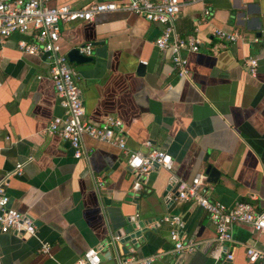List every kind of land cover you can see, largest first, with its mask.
Listing matches in <instances>:
<instances>
[{"label":"crops","instance_id":"1","mask_svg":"<svg viewBox=\"0 0 264 264\" xmlns=\"http://www.w3.org/2000/svg\"><path fill=\"white\" fill-rule=\"evenodd\" d=\"M116 1L48 4L78 9ZM178 1L175 34L199 41L196 52H182L188 72L183 79L172 69L169 52L153 45L158 24L113 12L57 25L61 54L96 43L91 61L70 63L85 120L97 125L106 116L117 118L129 150L142 155L159 150L170 157L171 169L150 171L136 192L131 191L135 175L113 145L83 137V155L75 160L68 143L44 132L52 118L62 116L47 77L50 60L20 53L18 35L0 43V178L24 163L20 175L9 179L8 206L35 225L34 237L0 234V264H72L89 248L98 250L99 264L148 257L151 264H248L244 246L264 252V232L232 224L229 241L220 245L200 208L165 201L177 183L200 174L210 200L225 206L250 201L264 208V0ZM214 29L238 31L244 41L221 47L211 36ZM102 46L103 54H95ZM250 58L257 63L254 77L244 66ZM139 65L142 75L136 73ZM208 165L219 173L215 184L206 181ZM164 215L182 219L180 236L194 243L191 254L174 253L167 227L153 221ZM133 219L151 221L138 246L126 254L111 249L113 236ZM41 243L49 245L47 254L39 252Z\"/></svg>","mask_w":264,"mask_h":264},{"label":"built area","instance_id":"2","mask_svg":"<svg viewBox=\"0 0 264 264\" xmlns=\"http://www.w3.org/2000/svg\"><path fill=\"white\" fill-rule=\"evenodd\" d=\"M199 0H190L193 3ZM182 7L178 0H117L110 3H90L75 9L70 6H50L48 0H6L0 1V43L10 35H18L20 39L17 49L28 56H41L50 60L47 77L51 82L54 95L62 116L52 118L44 132L49 136H56L68 143L73 159H80L83 155L81 141L83 137L113 145L125 157L127 168L134 173L135 180L131 191L140 189V181L146 182L150 171L154 169H171L170 157L159 150H151L145 155L131 151L125 145L124 132L121 121L106 116L97 124L88 123L84 118L81 92L77 86V74L68 62L66 55L60 53L58 45L59 23L90 22L99 14L123 12L139 16L149 23L161 26L159 35L153 45L159 51H168L170 63L179 79L187 77L186 58L182 52L194 53L198 49L199 41L194 35L179 38L174 32V21ZM209 11H203V17L209 16ZM211 36L222 47L224 44L243 43V35L238 31L226 32L221 29L211 31ZM25 39V40H24ZM254 41H256L254 39ZM78 53L90 57L92 45L86 43L77 48ZM144 64V63H142ZM246 72L254 77L256 60L247 59L244 63ZM149 147V143L144 144ZM31 157L25 163L30 162ZM24 163H18L13 170L4 173L0 178V234L12 233L22 238L35 235L34 221L27 214H21L9 208V198L6 194L11 177L20 175ZM141 178V180H139ZM98 181L97 187L101 186ZM208 188L204 184L203 175H195L189 183L179 182L175 186L173 197H165V201L191 203L200 208L208 217L214 228L215 241L222 245L229 241V231L232 224L249 226L254 232H264V208L257 209L250 201H236L230 206L208 198ZM164 224L168 229V238L173 244L174 253L191 254L195 250L194 243L180 236L183 221L177 215H164L157 223ZM246 262L253 264L264 260V252L253 246H244ZM41 254L49 252V245L41 243ZM225 259H232L228 252ZM153 257L132 261L117 260L116 264H151ZM72 264H99L98 250L86 249Z\"/></svg>","mask_w":264,"mask_h":264},{"label":"water","instance_id":"3","mask_svg":"<svg viewBox=\"0 0 264 264\" xmlns=\"http://www.w3.org/2000/svg\"><path fill=\"white\" fill-rule=\"evenodd\" d=\"M92 46H96V43L91 44ZM104 47L102 46L99 49L95 50V54H103ZM66 58L69 63L73 64H83L88 61H91L90 57H84L78 53L77 48H72L66 53ZM144 72V68L142 65H139L137 67L136 73L138 75H142ZM204 175L206 176V181L211 184H215L217 181V178L219 176V173L216 169L211 168L209 165L204 170ZM154 222H156L158 219H154ZM149 222H137L136 220H130L126 221L125 225L121 228V232L117 233L113 236V240L110 242V247L113 250H120L122 254H126L129 249H135L138 246V242L141 239V233L145 231V227ZM120 246V247H118Z\"/></svg>","mask_w":264,"mask_h":264}]
</instances>
